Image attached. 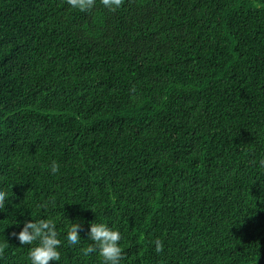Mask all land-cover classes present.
Masks as SVG:
<instances>
[{
    "label": "trees",
    "instance_id": "trees-1",
    "mask_svg": "<svg viewBox=\"0 0 264 264\" xmlns=\"http://www.w3.org/2000/svg\"><path fill=\"white\" fill-rule=\"evenodd\" d=\"M262 158L264 0H0V264H30L10 234L46 216L60 264H100L95 215L121 264H264Z\"/></svg>",
    "mask_w": 264,
    "mask_h": 264
},
{
    "label": "clouds",
    "instance_id": "clouds-1",
    "mask_svg": "<svg viewBox=\"0 0 264 264\" xmlns=\"http://www.w3.org/2000/svg\"><path fill=\"white\" fill-rule=\"evenodd\" d=\"M102 6L108 11L118 10L124 0H99ZM67 5L80 12H87L91 10L97 0H66ZM258 166L264 168V158L258 161ZM50 169L49 174L55 176L60 173L61 165L56 160H52L48 165ZM12 187V186H11ZM12 195V193H11ZM9 190L5 187H0V212L6 211V205L10 203ZM54 201H46L39 205L37 208L41 213L49 208H54ZM93 212V211H92ZM96 216V220L89 222L87 231V247H82L81 252L84 256L97 254L100 258V264H121L124 258V252L121 247L123 235L121 231L110 224V222L102 217ZM65 228L64 242L70 247H77L82 244L80 236L81 224L79 222H70L67 219ZM18 224L15 220H10L9 224ZM19 245L31 246L28 251V260L30 264H50L56 262L60 264L61 261V247L62 240L60 239L61 233L57 231V221L54 218H39L23 223L20 231L12 232L10 234ZM154 252L159 254L163 251V242L156 239L154 242Z\"/></svg>",
    "mask_w": 264,
    "mask_h": 264
}]
</instances>
